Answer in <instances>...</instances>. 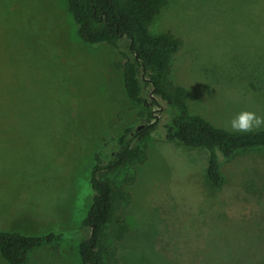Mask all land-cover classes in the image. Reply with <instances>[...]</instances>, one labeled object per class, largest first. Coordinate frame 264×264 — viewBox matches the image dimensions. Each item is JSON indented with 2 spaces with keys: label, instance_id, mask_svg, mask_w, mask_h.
<instances>
[{
  "label": "rangeland",
  "instance_id": "obj_1",
  "mask_svg": "<svg viewBox=\"0 0 264 264\" xmlns=\"http://www.w3.org/2000/svg\"><path fill=\"white\" fill-rule=\"evenodd\" d=\"M150 30L183 41L172 79L191 113L228 130L241 111L264 116V0H168ZM122 60L82 42L66 0H0V230L63 232L28 264H82L95 154L115 155L116 139L149 125L151 110L159 125L132 169L117 264H264V149L224 161L213 187L208 151L166 139L151 88L146 107L130 102Z\"/></svg>",
  "mask_w": 264,
  "mask_h": 264
},
{
  "label": "trees",
  "instance_id": "obj_2",
  "mask_svg": "<svg viewBox=\"0 0 264 264\" xmlns=\"http://www.w3.org/2000/svg\"><path fill=\"white\" fill-rule=\"evenodd\" d=\"M66 1L82 42L110 46L122 56L123 60L115 66L122 71L130 102L146 107V89L150 87L153 104L168 119L164 123L166 139L208 151V177L213 187L220 188L224 183V161L243 151L264 149V130L233 132L190 112L188 90L172 79L173 56L183 41L170 31L152 34L150 30L168 0ZM147 118L150 124L145 128L138 132L127 128L116 139L119 149L115 155L109 156L104 149L95 154L91 172L94 197L82 223L91 234L78 247L82 264L118 263L119 245L129 233V225L120 212L131 200L129 187L136 181L132 169L147 161L146 140L159 125L153 111L148 112ZM65 238L63 232L28 235L0 231V253L8 264H28L34 251L59 244Z\"/></svg>",
  "mask_w": 264,
  "mask_h": 264
},
{
  "label": "clouds",
  "instance_id": "obj_3",
  "mask_svg": "<svg viewBox=\"0 0 264 264\" xmlns=\"http://www.w3.org/2000/svg\"><path fill=\"white\" fill-rule=\"evenodd\" d=\"M233 132L252 133L264 130V116H257L250 111H241L230 121Z\"/></svg>",
  "mask_w": 264,
  "mask_h": 264
},
{
  "label": "crops",
  "instance_id": "obj_4",
  "mask_svg": "<svg viewBox=\"0 0 264 264\" xmlns=\"http://www.w3.org/2000/svg\"><path fill=\"white\" fill-rule=\"evenodd\" d=\"M0 224H4V225H6V224H8L7 222L5 223L3 220H2V218H0ZM13 224H14V222H13ZM12 225V224H11ZM0 231H5V230H0Z\"/></svg>",
  "mask_w": 264,
  "mask_h": 264
}]
</instances>
